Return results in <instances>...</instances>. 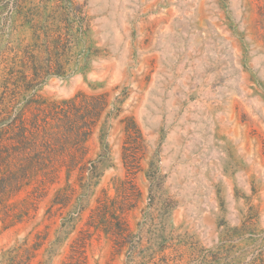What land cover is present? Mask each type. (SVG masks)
I'll return each mask as SVG.
<instances>
[{"label": "rangeland", "instance_id": "rangeland-1", "mask_svg": "<svg viewBox=\"0 0 264 264\" xmlns=\"http://www.w3.org/2000/svg\"><path fill=\"white\" fill-rule=\"evenodd\" d=\"M0 264H264V0H0Z\"/></svg>", "mask_w": 264, "mask_h": 264}, {"label": "trees", "instance_id": "trees-1", "mask_svg": "<svg viewBox=\"0 0 264 264\" xmlns=\"http://www.w3.org/2000/svg\"><path fill=\"white\" fill-rule=\"evenodd\" d=\"M22 51L24 52V53H23V58L20 59L18 63L21 64L20 68L24 69V68L28 67L29 65L26 64L25 50L23 49ZM16 54H17V49H16ZM24 61H25V62H24ZM29 64H31V63H29ZM14 65L16 66L17 63H15ZM31 65H32V64H31ZM31 68H35V66L32 65ZM36 70H37V69H36Z\"/></svg>", "mask_w": 264, "mask_h": 264}]
</instances>
